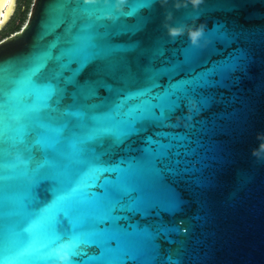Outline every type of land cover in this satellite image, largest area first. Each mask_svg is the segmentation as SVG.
<instances>
[{
	"label": "snow or ice",
	"instance_id": "1",
	"mask_svg": "<svg viewBox=\"0 0 264 264\" xmlns=\"http://www.w3.org/2000/svg\"><path fill=\"white\" fill-rule=\"evenodd\" d=\"M55 2L61 7L49 17L48 39L61 25H72L66 28L68 43L0 61V101L8 93L0 107V149L22 151L32 177L8 187L0 181V260L45 264L51 249L71 240L73 264H191L189 247H171L177 244L173 235L189 228L165 217L184 209L177 185L200 179L196 155L186 156L197 117L187 128L169 125L181 110L188 112L190 96L201 114L207 110L212 100L204 93L246 71L247 53L234 50L196 72L189 65L199 57L186 50L182 61L164 70L172 82L161 88L159 70L132 64L129 55L137 47L112 43L116 34L143 30V12L154 0H127L123 11L115 0ZM240 35L221 28L214 41L224 44ZM184 71L187 77L177 79ZM187 159L193 162H182ZM5 162L0 153V166ZM7 171L15 176L19 166ZM45 183L52 198L41 206L35 191Z\"/></svg>",
	"mask_w": 264,
	"mask_h": 264
},
{
	"label": "water",
	"instance_id": "2",
	"mask_svg": "<svg viewBox=\"0 0 264 264\" xmlns=\"http://www.w3.org/2000/svg\"><path fill=\"white\" fill-rule=\"evenodd\" d=\"M49 2L35 0L27 21L2 39L6 43L0 44V61L34 51ZM173 2L170 0L165 9L154 0L153 6L143 12L147 23L142 31L112 37L117 46L138 48L129 55L132 64L159 70L161 88L172 82L164 70L171 63L182 61L186 50L199 57L189 65L196 72L212 67L237 48L245 50L250 59L247 70L236 73L238 80L231 77L224 82L225 86L218 85L204 93L212 103L197 117L195 140L190 142L192 152L186 153L189 157L196 155L200 179L177 185L184 198V209L174 217H165L178 225L184 221L181 227L187 226L189 232L173 235L177 244L171 247L180 243L189 247L194 254L191 264H264V163H257L252 155L260 144L257 134L264 133V0H206L199 9L191 5L175 8ZM166 11L172 14L168 22L172 26L191 25L195 20L196 25H206L205 35L209 33L213 40L220 29L211 31L221 23L241 35L230 46L214 41L206 49H195L187 33L174 40L167 35L163 26ZM127 22L134 23L132 18ZM67 27L61 25L49 40L54 41ZM65 34V39H69L67 30ZM155 50L159 54H151ZM187 75L188 71H184L176 78ZM185 114L181 110L178 116L185 120ZM244 176L250 178L247 184L241 183ZM35 197L41 206L50 202L49 184H42ZM163 246L169 247L166 242Z\"/></svg>",
	"mask_w": 264,
	"mask_h": 264
},
{
	"label": "clouds",
	"instance_id": "3",
	"mask_svg": "<svg viewBox=\"0 0 264 264\" xmlns=\"http://www.w3.org/2000/svg\"><path fill=\"white\" fill-rule=\"evenodd\" d=\"M84 4H97L100 0H83ZM157 3L162 8L167 9V6L170 3V0H156ZM206 0H174L173 7L180 8V7H187L191 5L193 9H199L201 5H204ZM107 3V0H105ZM127 0H115V8L117 11H123L124 6L126 5ZM61 6L58 5L55 0H50L48 7L45 10L44 20L42 21V30L38 32L36 37L35 49L36 50H45L50 48L53 44L56 46L63 48L67 43L68 40L65 39V35H58L56 36L54 41H50L48 39L49 32L47 31V23L49 17L52 16L55 12L59 10ZM105 18L114 19L110 13H104ZM172 19V14L170 11H166L163 26L167 30V35L171 39H175L178 36H182L187 33L188 39L190 41V45L192 48L195 49H206L210 45H213L214 40L210 38L209 33L205 35L206 32V25L201 23L196 25L195 20L191 25H180V26H172L168 23ZM72 25H69V28ZM225 28L224 24H218L215 28L211 31H215L217 29ZM227 30V29H226ZM210 32V33H211ZM237 38H234L230 41L225 42L226 46H230L232 43L235 42ZM234 50L243 51L247 53L245 50L237 48ZM248 55V53H247ZM249 57V56H248ZM250 59V57H249ZM218 62L213 63L215 65ZM235 77L237 80L239 79L236 76V73L232 76ZM230 80V79H229ZM225 86L224 81L220 80L214 83V87L216 86ZM3 95L5 99L0 101V107H4L7 105L8 100V93L4 92ZM187 117L186 120H182L179 116L176 117V122L174 124H170V127H179L181 124L184 127H189L193 116L199 117L201 115V109L197 104V101L193 97L187 98ZM5 116L7 117V112H5ZM257 139L260 140L259 147L254 149L252 155L256 158L257 163H264V133H258ZM0 153L3 154L5 157V164L0 166L4 168V174L0 175V181L3 182L4 187H8L16 180H23L27 181L28 183L32 182V177L27 172V166L29 165V161L25 158V155L22 151H10L7 148L0 149ZM13 164L19 166V171L17 175L12 176L8 173L7 169L10 168ZM74 246V242L71 240H64L60 242L55 248L50 250V255L52 257L51 260L46 261L45 264H73V257H72V249ZM9 257H5L4 260H0V264H8Z\"/></svg>",
	"mask_w": 264,
	"mask_h": 264
},
{
	"label": "rangeland",
	"instance_id": "4",
	"mask_svg": "<svg viewBox=\"0 0 264 264\" xmlns=\"http://www.w3.org/2000/svg\"><path fill=\"white\" fill-rule=\"evenodd\" d=\"M34 1L35 0H16L14 12L0 30V40L7 37L27 21Z\"/></svg>",
	"mask_w": 264,
	"mask_h": 264
},
{
	"label": "bare ground",
	"instance_id": "5",
	"mask_svg": "<svg viewBox=\"0 0 264 264\" xmlns=\"http://www.w3.org/2000/svg\"><path fill=\"white\" fill-rule=\"evenodd\" d=\"M16 0H0V30L14 12Z\"/></svg>",
	"mask_w": 264,
	"mask_h": 264
}]
</instances>
